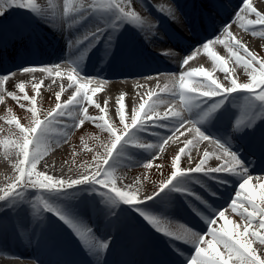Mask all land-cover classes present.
<instances>
[{
    "label": "snow or ice",
    "instance_id": "6c2138e0",
    "mask_svg": "<svg viewBox=\"0 0 264 264\" xmlns=\"http://www.w3.org/2000/svg\"><path fill=\"white\" fill-rule=\"evenodd\" d=\"M156 8L158 12L167 15L168 18L178 19L171 7L159 5ZM15 9L24 10L11 21L15 35L22 36L33 21L48 22L46 19L48 13L37 3V0H0V29L7 27L3 20L7 19L8 14ZM81 9H83L81 19L90 16L97 21L74 41L77 46L83 45L81 55L88 53L104 39L105 55L107 56L126 27L131 26L140 31L148 28L151 35L155 36V29L159 25L158 20L152 22L142 17L133 7V0H92L86 6L80 0H76L71 7L65 0L64 16L67 17L70 11L79 12ZM249 16H254L255 19H249ZM233 23H238L239 27L245 31H251L253 36L264 37V12L254 7L251 0H242V6L234 14ZM256 25L262 26L259 31L254 27ZM68 26L71 27V22L68 23ZM230 29L231 24H225L221 29V35L200 45L204 54L212 62L213 71L218 70L223 73L227 83H222L219 79L214 78L213 71H209L203 66L190 67L181 71L178 79H175V74H169L174 79L170 85L166 84L163 89V91L170 92L173 99L178 98L183 109L188 112L195 109L198 119L186 120L180 111L175 110L160 116L156 112L160 97L157 93L149 92V99L141 102L138 109L132 110L130 123H126L125 97L120 95L117 100V114L119 123L123 127L118 131L105 119L104 115L99 117L88 115V107L85 105L94 106L103 114L107 101H104L105 107H102L101 103L93 99L100 88H92L90 94L89 84L94 78L82 74L80 63L71 62V67L66 73L61 71L59 64L45 66L43 70L49 76H52L54 72L55 76L63 78L66 74L69 81L68 87L74 88V92L66 101L61 102L60 94L65 91L64 86L61 85L60 91L55 96L57 101L55 107L47 113L43 120L37 115L35 97L29 98L25 95L23 99L29 100L33 105L30 109L31 126L23 127L15 118L8 121L9 124L15 123L19 129V138L13 144L18 149L21 159L16 166L18 175L15 177V181L8 187L0 189V193H2L0 194V212L9 213L19 218L14 226L19 228L21 235L28 232L40 234L54 229L56 224L49 220L46 213L53 214L59 224L66 226L78 239L81 246L95 258V264H103L102 257L110 245V240L107 237H98L81 212L70 203L76 199L77 193L85 191L93 196L91 204L93 213L102 217L107 224H117L122 217L132 212L157 232H162L165 236L170 237L171 241H182L192 245L194 255H185L182 249L170 242L168 245L169 255H173L175 259L170 262L162 261L161 264H264V258L257 255L253 248V239H249V237L254 238L264 245V234L255 230L249 231L257 217L259 218V229L264 230V184L259 186L258 193L249 190V181L252 179L249 164L256 161L264 164V59L250 51ZM72 44L73 41H69V45ZM215 44L223 45L230 53L234 63L242 65L248 77L246 82H238V78L232 77L228 61L213 50L212 45ZM241 50L243 54H241ZM199 51L200 49L194 48L184 55L180 61L181 68L189 65V62L196 57ZM161 54L176 55L177 53L174 50H169ZM33 70V67H23L19 71L27 73ZM11 75L14 74L0 76V92L4 91V84ZM40 86V84L33 85L34 89H39ZM17 87L21 92L24 91L23 83ZM234 93L237 96L243 95L251 105L252 111L243 117L229 113L226 108V102L230 103L236 98L233 96ZM7 95L15 100L19 99L13 92H8ZM213 98L218 99L213 100ZM207 101H211V103ZM74 112L77 115L70 125H66L69 132L72 129L80 128L86 121L95 123L99 120L100 123L96 126L109 134L110 141L104 146V155L100 157L98 154V157H94L97 159L96 170L91 174L71 180L57 179L45 172L37 171L38 163L49 148L48 132L51 125L62 117H72ZM257 116H259V123ZM149 123L167 128L171 133L160 137L156 146L160 151H163V146L176 133L181 136H184L185 132L191 133L192 139L185 137L184 147L180 148L179 153L172 161L173 171L170 177L160 184L156 192L141 199L137 191L117 187L114 173L116 162L130 144L145 151L154 147L153 144L140 142L137 138L138 133L151 131L148 127ZM215 124L221 126L217 134H209L206 131L207 127ZM186 125L188 127H185ZM181 129L185 131L181 132ZM69 132H65V136ZM153 134L159 136L158 133ZM237 139L240 142L239 147H236L234 143ZM203 141L212 145V150L209 151L205 148L202 157L194 167L181 168L179 164L181 156L188 155L190 158L191 149ZM242 151L252 159L246 160ZM212 158L225 162L218 166L205 167L207 161ZM100 160H102V164ZM143 166L150 168L152 165L148 162ZM221 172L228 173L238 183L239 190L235 192V198L231 199L229 207L233 213L241 217L244 222L242 225L234 224L225 215V210L214 208L208 204L190 186L198 184L210 191L203 178L214 180L218 185L229 184L231 182L229 179L213 175ZM197 173L201 175H195ZM77 186L85 187L78 188ZM29 189H36L39 194L32 196L28 194ZM162 193L164 196L181 193L204 204L208 209L207 214L201 213L199 210L196 211L207 225L206 232H197L187 228L183 234H177L167 228H162L159 217L153 214L159 209H150L146 203L160 198ZM210 194L217 195L214 191H210ZM123 205L128 207L125 208ZM25 213L27 214L26 220L22 219ZM217 220L224 221L218 228L213 227L217 224ZM229 225H233V227H229ZM206 235L210 239H206Z\"/></svg>",
    "mask_w": 264,
    "mask_h": 264
},
{
    "label": "bare ground",
    "instance_id": "6f19581e",
    "mask_svg": "<svg viewBox=\"0 0 264 264\" xmlns=\"http://www.w3.org/2000/svg\"><path fill=\"white\" fill-rule=\"evenodd\" d=\"M259 1L261 2L259 4ZM67 2L69 3V6L71 7V5L73 3L76 2V0H67ZM81 3L85 4V6L89 3L92 2V0H80ZM37 3L43 8L45 9V11L48 13L46 19L50 21V15H53L51 17L52 19V30L58 34L56 42L58 44V47L62 48H68V47H72L73 44L70 46L69 45V41H74L77 39V37H79L80 35L83 34V31H77L76 33H74V29L79 30L80 28L83 27L82 24L86 23V26L89 28L90 26H92L94 23H96L97 21L90 16H87L85 19H81V17L79 16L78 12H72L70 11L68 16L65 17L64 16V4H65V0H37ZM251 3L253 4L254 7H256L259 11L264 12V0H251ZM159 5H164V6H169L171 7L174 12H175V16L176 15V5L174 0H153V1H148V0H133V7L135 8V10L137 12H139V14L142 17L147 18L148 20L154 22V20H158L159 21V25H162V23L164 21L162 20H174V19H170L168 18L167 15L162 14L161 12L157 11L156 6ZM146 6L147 10H145L144 13H141L140 11L142 10V7ZM242 6V0H239L232 8V11L230 13H228V17H225V20H229L231 24V31L233 32V34L236 36L237 39L241 40L242 43H244L245 41H247L251 34V31H245L244 29L239 27L238 23H233V18H234V14L235 12L239 9V7ZM83 11V9H82ZM226 11V10H225ZM24 10H20V9H15L13 10L12 13H10V21H12L14 18L18 17L20 15V13H23ZM51 13V14H50ZM25 15H27L25 13ZM249 19H255L254 18H250ZM84 21V22H83ZM175 21H178V19H175ZM71 22V27L68 26V23ZM33 23V24H32ZM32 24V28L34 30V37H36L37 39L44 38L42 37L43 34L38 36V32H42L44 28V26H46V23L44 22H39V21H33ZM102 23V21H101ZM34 24H36V26H34ZM236 27L238 28V30L236 29ZM257 31H259L261 29L262 26L260 25H256L254 26ZM219 28L222 29V25L219 26ZM217 28V29H219ZM155 31H157L155 29ZM124 33H127V35H136L137 38L140 39L141 43L145 46H149L150 45V40L151 39V32L148 28H145L143 31L137 30L134 27L128 26L124 29ZM159 34L156 32V35ZM221 35V33H220ZM46 37L48 35H45ZM131 38V37H129ZM224 38V37H222ZM214 39V37H213ZM43 40V39H42ZM130 40V39H129ZM128 40V41H129ZM212 40V39H211ZM157 41V40H155ZM29 44V40L26 41ZM116 43H114V46L110 49L111 51H119L122 48V44H121V48L119 45V41H115ZM160 41H158V44L160 45ZM202 44V43H201ZM245 44V43H244ZM250 45L254 48V49H261V47L263 46L262 40H255L252 39L250 41ZM213 50L216 51L218 53V55L223 56L227 61H228V65L229 68L231 70V75L233 78H238V80L243 81L244 76L243 73L241 74L240 72V68L238 67V65H236L234 63V60L231 58L230 53L227 51V49L224 48L223 45L220 44H215L212 45ZM26 49H29V52H35V50H32L33 47L29 44V46H26ZM19 51H21V49H19ZM242 51V50H241ZM12 52H17V51H11L12 56L13 55ZM62 52H59L58 57H55L51 60L48 61H42L40 63L37 64H33L30 66H23V65H19L17 67V69L15 68L14 70H12L11 75L9 77V80L5 82L4 84V91H2V93L6 94L8 92H10L11 88H15L17 91L19 90L17 85H19L20 83H23L24 85H34V84H40V89L41 90H51V94L50 97L55 98L56 93L60 91V86L63 85L65 88V91L63 93L60 94L61 95H66L67 97L65 99H63L62 102L66 101L68 99V97L74 92V88H70L68 87L69 85V81L67 80V76L66 74L63 76V78L61 77H57L55 76V73L53 72L52 76H49L47 72H45L43 69L45 66H52V65H56L59 64L61 65V71L66 73L70 67H71V62H69L68 60L65 59L64 56H62ZM12 56H8V57H12ZM120 56V55H119ZM6 59H9L6 57ZM182 59V58H181ZM181 59L178 61V63L176 65H172V67L168 68L171 69L169 70H164L163 73L161 74H157V73H153V72H144V73H130L128 75H112L108 78H106V81H102L100 80L98 77H95V75H93L92 73H89L88 71H83L82 70V74L86 77H91L94 78L92 80V82L89 84V91L92 88L95 87H99L100 91L97 92L96 96L93 97L94 100L100 102L103 106L104 105V101H107V105L105 107V112L103 113L104 116L106 117H110L111 120L114 121H119L118 118V114H117V100L119 98L120 95H124L125 100V117L130 118V114L132 112L133 109H138L139 104L141 102H143L144 100H148V93L149 92H154L157 93L160 97V101L157 102V107H156V112L160 115V116H164L165 113H170L171 110H175V111H180L183 115V117L186 120H192V119H198L196 116V110L193 109L192 112H188L187 110L183 109L181 102L179 101L178 98L173 99L172 95L170 92H166L163 91V89L165 88L166 84L170 85V82L173 81L174 77L172 75L169 74H175V79L179 78V74L181 71L187 70V68H196V67H205L207 70L209 71H213V65L211 60L204 54L203 49L200 48V51L197 53L196 57L189 62V65L184 66V68H181L180 65V61ZM6 61V60H5ZM23 67H33L34 70L24 73L19 71L21 68ZM162 69H160L159 71H161ZM9 74V73H7ZM222 75H224L223 73L219 72L218 70L213 71V76L214 78L220 79L222 77ZM1 76V75H0ZM53 81H55V83H53ZM223 83H227V81L223 80ZM83 82V81H82ZM47 94V93H46ZM91 94V91H90ZM235 95V93L233 94ZM0 97H1V92H0ZM163 97V99H161ZM237 97V95L235 96ZM153 99H155V97H153ZM218 99V98H213V100ZM208 103H211V101H207ZM86 106V105H85ZM143 115V114H141ZM64 119H69L68 116L62 117ZM155 119V117H154ZM73 120V119H72ZM60 121V119H59ZM167 123V121H165ZM112 124V123H111ZM59 122H53V124L50 127V130L48 132V151L46 152V154L42 157L41 161L38 163L37 165V171H41V172H45L49 175H52L53 177L57 178V179H65V180H71V179H77L80 178L82 175L85 174H91L92 172H94L96 170L97 167V163H93L90 164L87 169L83 170V171H79V174H73V173H67L68 171H66V168H64L63 166L61 167V165H59L58 161H53L54 158H57L59 160H62V158L64 159H69L70 157L75 158L76 160H81L82 157L84 155H86V151H82V152H73L72 150H67V148H65V146L60 147L59 150L60 152H56V154H52L53 150H56V148H58L57 146L62 145L65 139L66 140H70L73 141V138L75 137V135L73 136H67L65 139L60 138V129H57V127H59ZM96 126V124L94 125ZM149 129H151L150 132H141L138 133L140 138H142L144 143H151L154 145V147L152 149H149L147 151H145L144 149H138L135 147L129 148L132 149V153H135V150H137L136 152V157H137V161L138 164L141 162V159H139L141 156L140 152L141 150L144 151V157L149 160V159H153L157 156H163V155H171V154H175L177 155L179 153L180 148L184 147V141H185V137H187L188 139H192V134L191 133H187L185 132L184 136H181L179 133H176V135H174L172 137L171 140L168 141L167 144H165L163 146V151H160L158 147H156L159 143V139L161 136H167L170 135V131L167 128H161L159 126H154L151 123L148 124ZM185 127H188L187 125ZM203 127V126H201ZM154 130H159V131H163L161 134L155 135ZM181 132H184V129L180 130ZM19 135H17L16 140H18ZM6 145V144H5ZM76 146V145H75ZM74 145H72V147H75ZM131 146V144H130ZM31 147V146H30ZM71 147V148H72ZM205 148H207L209 151L212 150L213 146L209 145V143L207 141H203L201 142L199 145L193 147L191 149V154H190V158L188 155H182V157L184 158V168H186V165L189 164L188 167H194L196 163L199 162V159L202 157L203 155V151L205 150ZM12 150V151H11ZM122 155H125V153H122ZM18 157L19 159H21L20 155L18 154V150L14 147L13 149H3L0 152V161L3 158H8V159H12V158H16ZM61 158V159H60ZM120 158L122 159V157L120 156ZM53 161V162H52ZM69 162V161H68ZM67 162V163H68ZM92 162V161H89ZM225 161L221 160V161H217L215 160V158L210 159L209 161H207L205 167H211V166H218L220 164H223ZM16 163V162H15ZM19 160L17 161V163L15 165L10 166H4L3 170L1 169L2 167V163L0 162V187L3 185L8 184L11 180V174H13L15 172L16 176L18 175V172L16 170V166L18 165ZM100 163L102 164V160H100ZM126 167H128V163L125 164ZM131 166V165H130ZM129 166V167H130ZM6 168V169H5ZM10 170L9 172L7 170ZM12 172V173H11ZM262 171L259 170H254V172H250L252 179L249 181V190L251 191L252 188L251 187H257L259 188L258 185L260 180L262 179V183L264 184V176L261 175ZM115 175H117V177H119V179L122 181V185L118 186V181L116 180V186L120 187L121 189L124 190H132V188H130V186L128 185V180H129V176L128 175H124L123 173H121L120 171H115L114 173ZM171 175V173H170ZM170 175H168L165 179V181L170 177ZM195 175H201L199 173L195 174ZM213 175L216 176H220V175H224V176H229L228 173H215ZM204 182L207 186H209L211 189H214L213 191L215 192V181L214 180H210L207 178H203ZM234 185H233V190L232 193L235 194L236 191L239 190L238 187V183L236 182L235 179H233ZM120 184V183H119ZM191 188L195 191L200 193V195L202 194V197L204 196L205 199H207V195L203 194V189L200 185L198 184H191L190 185ZM78 188H84L85 186H77ZM159 189V188H158ZM157 189V190H158ZM209 189V188H208ZM156 190V191H157ZM72 191V190H69ZM134 191V189H133ZM153 192H155L153 190ZM31 194L32 196L38 195V190L33 191L32 193H28ZM153 193H146L144 195L139 196L141 199H144L146 196L152 195ZM163 194V193H162ZM161 194V195H162ZM139 195V193H138ZM164 195V194H163ZM171 200H162L161 197L156 199L155 201L161 205H163V201L166 202V205H163V213L164 216L168 217V218H172L174 217V215H177L176 211L174 209H176V207L174 206L173 202H176L179 204V201L181 198L185 199V200H191L192 201V211H190V215H186L187 218H185V221H192V220H196V222H201L203 224V226H206V224L203 222V220L200 218V216H194L193 212H195V214L197 215V211L199 210L201 213L207 214L208 211H204L203 207H205L204 204H201L199 201H195L192 199V197L189 196H185L182 195L181 193H171L170 194ZM235 197V196H234ZM231 198V197H229ZM227 198V201L228 199ZM93 202V196L91 193L85 192V191H81L79 193L76 194V199L72 200L70 203L72 206L76 207L80 212L81 215L84 217V219L88 222V224H90L93 228L94 225H99L100 229H94L95 233L98 237H108L109 235H113V239L112 241L110 240V246L108 248H113V244H115V242H117L118 240H120L122 238L120 233L125 234L126 231L125 230H121L120 231V227L117 226V224L115 225H110L107 224L105 222V220L98 216V215H94V213H90L91 215L87 214L88 211L85 208L86 207V203L87 202ZM229 203V202H228ZM226 202V204H221L219 206H216L214 208H220L221 210H225V215L228 217L230 214H232V210L230 207L228 208H224L225 206H227L228 204ZM213 204V203H212ZM123 207L127 208L128 206L123 205ZM7 215L9 213H5V212H0V235L6 234V233H12L15 236H17L18 238H16V243H12L10 244V247H12L14 250H3L5 252H7L11 257L6 259L4 258V260L0 259V264H32L28 261L29 256H31L32 259L35 260V262H37L38 264H60V260L61 258H59L58 255V251L61 249H66V253L67 256L70 255V253L72 251H76L79 255V253H81L82 251H86L85 248H81L78 249L76 247V243L75 241H78V239L70 234L68 231L64 230V227L61 226L59 224V222L56 220V217L53 216V214L51 215H47L50 221H55L56 222V227L54 229H49L43 233L40 234H33L31 232H28L24 235H21L19 228L15 227L14 225H16L15 222H13L12 220H3V218L5 217L4 215ZM129 219L130 217L132 218H136L138 217L135 213L129 212ZM132 215V216H131ZM24 216L27 218V214L25 213ZM127 216V215H126ZM136 216V217H134ZM193 216V217H192ZM2 218V219H1ZM201 221H199V220ZM219 221V220H217ZM222 221V220H221ZM142 222V221H141ZM146 222V221H145ZM142 222V224L144 225L142 227L143 233L146 234L147 238H149V242L150 243H154L156 241L155 236L154 235H159L161 237H164L165 240H169L171 241L170 237L165 236L162 232H157L152 226H148L147 223ZM54 223V222H53ZM55 224V223H54ZM259 224V223H258ZM160 226L162 228H167L165 224H160ZM107 228V229H106ZM102 229H106L107 233H104L102 231ZM96 230H99L96 231ZM170 230V229H169ZM260 231L262 234H264V231L259 230L258 225L256 227H254L253 231ZM55 231H59V233L61 232L60 235H62V241H60V246L58 244V241H56L54 239L55 235L53 233H55ZM173 231V230H171ZM176 232L177 234H183L184 231H173ZM54 236V237H53ZM130 237V236H125V238ZM17 239H20L19 242L17 241ZM64 240V241H63ZM21 241V243H20ZM55 241V243L53 242ZM79 242V241H78ZM172 243H175L176 245H183L184 242L182 241H171ZM128 245L127 244H122L121 248L127 249ZM260 245L256 246L253 244V248L256 250L257 255H260L262 258H264V247H262L263 249L259 248ZM22 249L24 252L25 249L30 251L31 255H27V254H20V252H18V250ZM191 249V247H190ZM0 250H1V246H0ZM81 251V252H80ZM66 256V257H67ZM5 257H7L5 255ZM117 264H122L120 263V261H116ZM105 264V263H103Z\"/></svg>",
    "mask_w": 264,
    "mask_h": 264
},
{
    "label": "rangeland",
    "instance_id": "374dc122",
    "mask_svg": "<svg viewBox=\"0 0 264 264\" xmlns=\"http://www.w3.org/2000/svg\"><path fill=\"white\" fill-rule=\"evenodd\" d=\"M261 2L259 1V4ZM250 18H254V16H249ZM236 29L238 30V28L236 27ZM245 32V30H244ZM249 39L247 41H245V45L248 47V49L250 51H252L253 53H255L259 58L264 59V37H260V36H253L250 35L248 37ZM252 39L255 40H262L263 46L261 47V49H254L251 45H250V41ZM241 54H243V52L241 51ZM238 67L240 68V72L241 74L243 73L242 76H244L243 81L238 80V82H246L247 81V74L244 70V68L242 67V65H238ZM223 79L220 78L219 80L223 83L224 81V75H222ZM10 92H13L16 94L17 97H19L18 100L13 99L11 96L4 94L1 92V97L2 99H0V152L3 149H13L14 150V144L13 142H15L17 135L19 134V129L16 127L15 123L9 124L8 121L12 120L13 118L16 119V121H18L23 127H30L31 126V120H32V114H31V107L33 106L29 100H24L23 97L25 95H27L29 98L35 97V107L37 108V115L40 117V119H44L45 116L47 115V113L49 111H51L56 104V99L50 97L49 94H51V90H41L39 89H34L33 85L28 84V85H24V91L21 92L20 90H16L15 88H11ZM258 91V89H257ZM47 93V94H46ZM67 96L66 95H61L60 99L61 102L63 101V99H65ZM238 97H236L235 100H237ZM234 100H232L231 102H233ZM238 101V100H237ZM243 103V106L239 107L240 108V117L245 116L246 113L251 112L252 108L251 105L249 104V101L246 100L244 98L243 95H241L240 100ZM98 102V101H97ZM236 102V101H235ZM100 103V102H99ZM242 105V104H241ZM101 106H103L101 104ZM88 107V115L92 116V117H99L100 115H103L99 112L98 109H96L94 106H87ZM236 112V110H233ZM77 115L76 112L73 113L72 117H69V119H65L64 121H67L65 123V125L71 124L72 123V119L75 118V116ZM106 120L109 121V123H112L113 127H115L118 131L122 129V125L119 123V121H114L111 120L110 117H106L104 116ZM63 120V118H62ZM59 123H61L62 121H58ZM126 123H130V118H127L125 120ZM257 122L259 123V116H257ZM98 123H100L99 120H97L95 123H93L92 121H86L80 128H76V129H72L69 132V134L67 136H72L73 134L75 135V137L73 138V141L70 140H66L65 138L67 136H65L64 134H61L59 137L65 139L62 145H58L56 148V150L52 151V154H56V152H60L59 148L65 146V148H67V150H72L73 152H82V151H86V155H84L82 157L81 160H76L73 157H70L69 159H64L62 158V160H59L57 158H54L53 161H58L59 165H61V167L63 166L64 168H66V171H68L67 173H75V174H79L78 172L83 171L85 169H87V167L90 164L93 163H97V159H94V157H98V154L100 157H102L105 153V145L109 144L110 141V137L109 134L103 130H101L99 127L94 126L95 124L97 125ZM63 127V126H62ZM60 129V127L58 128ZM73 135V136H74ZM137 138L140 142H143L142 138H140L139 134H137ZM6 144V145H5ZM72 145H76L74 148L72 147ZM72 147V148H71ZM134 147L132 146H128V148H132ZM18 150V149H17ZM135 150V153H132V149H127L126 151H124L123 153H125V155H122L121 153V158H119V160L116 162V170L115 171H120L121 173H123L124 175H128L129 176V180H128V185L130 186V188H132V190L134 189V191H137L139 193V196L144 195L146 193H154L153 190L156 192V190L159 188L160 184L162 182L165 181L166 177L168 175H170V173L173 171V167H172V161L175 158V154H171V155H163V156H157L153 159H149L147 160L144 157V151L141 150L140 152V158L141 162L138 164L137 161V157H136V152L137 150ZM12 151V150H11ZM126 158V159H125ZM61 159V158H60ZM20 160L18 157L16 158H12V159H8V158H3L0 162L3 164L1 169L3 170L4 166H12L15 165L17 163V161ZM52 161V162H53ZM69 161V162H68ZM92 161V162H89ZM16 162V163H15ZM68 162V163H67ZM151 163V167L150 168H145L143 166L144 163ZM128 163V167H126L125 164ZM180 167L184 168V158L181 156V160L179 162ZM131 165V166H130ZM130 166V167H129ZM189 164L186 165V168H188ZM8 168V167H7ZM6 169V168H5ZM8 172L10 171L9 169L7 170ZM12 173V172H11ZM115 175V174H114ZM15 177L16 174L15 172L13 174H11V180L8 184L3 185L0 187V189H4L6 187H8L10 184H12L15 181ZM116 180L120 183H118V186L122 185V181L119 179V177H117V175H115ZM262 183V179L260 180L259 184L256 186H260ZM252 190L254 192H259L260 188L255 187H251ZM33 191H36V189H29V193H32ZM2 194V193H0ZM243 196V194H242ZM147 205L150 207V209H159L158 212H154L153 214L157 215L160 219V224H165L166 227H168L171 230H175V231H184L187 228H190L194 231L197 232H206L207 227L203 228H199L198 226H196L195 224H184L182 223V225H180L181 228H179L178 226H176L175 224H173V219H168V217L164 216V213L162 211L163 207H160V204H158L155 200L154 201H147L146 202ZM143 207V205H142ZM229 207V206H228ZM250 210V209H249ZM12 214H9L8 216H10ZM46 215H51V213H46ZM7 216V217H8ZM132 216V215H131ZM139 218V221L143 220L140 217H136ZM229 219H231L234 224H240L242 225L244 222L241 219V217L236 214L233 213L230 214L228 216ZM131 219V218H130ZM127 220H129V214H127V216H124L121 218V220L117 223L120 224L122 228H125L126 226V222ZM171 220V221H169ZM126 221V222H123ZM144 221V220H143ZM55 224L56 222L53 221ZM177 222H181V221H177ZM224 221L219 220L217 221V224L214 225L213 227L218 228L221 224H223ZM259 223V218L257 217L256 221L254 222L253 226L250 227L249 231H253L254 227H256ZM136 226V225H135ZM151 226V225H150ZM64 230L68 231L70 234L71 231L66 227L63 226ZM229 227H233V225H229ZM259 228V227H258ZM240 230L242 231L243 228L241 227ZM261 230V229H259ZM264 231V230H261ZM58 232V233H57ZM55 233V240L58 241L59 247L60 246V241H62L61 237L62 235L61 232L59 233V231H57ZM73 235V234H72ZM206 239H210V237H208L207 235L205 236ZM64 239V238H63ZM249 239H253V244L258 246L260 245V249H263L262 247H264V245L260 244L257 240H255L254 238H250ZM64 241V240H63ZM76 243V247L78 249L83 248L81 246V244L78 241H75ZM56 244V243H55ZM191 245V244H189ZM62 253H65L66 249H61ZM60 252V250L58 251V253ZM191 254L190 255H194V251H190ZM5 255L7 257H5ZM11 256L5 252L4 250H0V259L4 260V258L8 259Z\"/></svg>",
    "mask_w": 264,
    "mask_h": 264
}]
</instances>
